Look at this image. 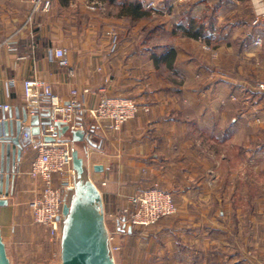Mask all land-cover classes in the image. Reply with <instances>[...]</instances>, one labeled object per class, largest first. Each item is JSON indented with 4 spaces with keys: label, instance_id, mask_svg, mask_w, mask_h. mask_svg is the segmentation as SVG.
Returning a JSON list of instances; mask_svg holds the SVG:
<instances>
[{
    "label": "crops",
    "instance_id": "crops-1",
    "mask_svg": "<svg viewBox=\"0 0 264 264\" xmlns=\"http://www.w3.org/2000/svg\"><path fill=\"white\" fill-rule=\"evenodd\" d=\"M31 1L0 0V38L17 47L16 52L0 47V121L21 120L25 83L39 95L33 120L39 124L51 105L76 99L86 111L80 122L89 137L73 142L66 131L59 139L84 160L117 238L122 235L126 242L132 233L122 213L130 208V198L158 187L172 195L177 211L149 228L150 264H264V94L255 88L264 71V46L251 44L253 17L247 24H228L225 18L235 12L216 10L214 28L221 27L226 40L211 45L217 56L210 59L202 50L208 45L204 41L171 35L185 9L177 7L180 0H141L162 6L154 7L162 16L154 24L163 26L176 52L171 68L157 69L151 45L136 40L147 20L129 25L113 10L89 11L91 0H50L48 11H35L32 27H22ZM193 9V17L206 10L196 16ZM263 10L257 6L252 14ZM109 29L117 32L118 41L106 36ZM105 96L128 97L138 106L117 132L87 114ZM29 121L28 113L21 127ZM36 156L25 141L8 195L2 196V240L11 239L17 216L29 211L28 203L39 195L40 181L31 172ZM5 186L3 180L2 191ZM71 194L63 193V204ZM257 221L263 223L260 230Z\"/></svg>",
    "mask_w": 264,
    "mask_h": 264
},
{
    "label": "built area",
    "instance_id": "built-area-1",
    "mask_svg": "<svg viewBox=\"0 0 264 264\" xmlns=\"http://www.w3.org/2000/svg\"><path fill=\"white\" fill-rule=\"evenodd\" d=\"M32 10L25 17L22 27L33 25L34 13L41 8L42 11H48L50 8V0L31 1ZM263 9H264V3ZM146 9L154 8L153 2L145 4ZM89 11L105 10L101 0H91L87 3ZM264 20V10L254 15L252 24H258ZM106 36L110 41H115L116 32L114 29L106 31ZM251 44L254 47L261 48L264 46V32L253 33ZM0 47L10 52H16L15 43L9 39L0 38ZM203 49L210 51L208 45H203ZM210 52H213L212 50ZM215 57V53H212ZM61 64L67 66L65 60ZM8 85L13 87L12 80L8 81ZM255 88L264 94V71L260 80L255 84ZM48 95V91L45 90ZM24 95L26 105L24 110L29 113V117L36 115L39 106V95L31 90L28 83H25ZM138 110L136 102L128 97L105 96L100 98L95 108L87 111L92 118L102 121L107 128L113 132H117L131 118L134 117ZM144 111H148L147 107H143ZM86 111L82 109L81 103L76 99L66 104H53L47 110V124L39 125V132L35 140L32 141V135H29V143L37 150V156L31 164V172L37 176L41 187L39 195L36 199L28 203L30 216L33 223L37 225L47 226L52 230L58 228V221L62 216L63 193L73 188L75 172L71 166V149L67 141L59 139V127L56 125H66L69 130H81L85 133V127L80 122L81 117ZM31 128L30 124L27 126ZM26 136V134L24 133ZM45 137H50L52 141H45ZM58 177V183L54 177ZM57 180V179H56ZM177 207L173 201L172 195L158 187L139 190L130 198V208L124 209L123 214L127 215L126 223L128 227H148L154 225L159 219L175 214ZM126 233V231H125Z\"/></svg>",
    "mask_w": 264,
    "mask_h": 264
},
{
    "label": "water",
    "instance_id": "water-1",
    "mask_svg": "<svg viewBox=\"0 0 264 264\" xmlns=\"http://www.w3.org/2000/svg\"><path fill=\"white\" fill-rule=\"evenodd\" d=\"M36 118V115L30 117L31 128L21 127V122L27 119L25 110L21 120L17 117L14 123L5 118L0 121V206L6 204L2 196L8 195L9 179L15 171V162L20 158L23 144L25 141L29 143V135L38 134L39 125L48 123L45 121L39 124L33 121ZM35 125L38 127L33 129L32 126ZM56 125L59 127L58 135L68 131L73 142L81 141L85 136L81 130H69L66 125L60 123ZM44 140L53 139L45 137ZM71 166L75 177L70 199L62 206L59 264H114L104 222L101 194L87 177L85 162L75 149L71 151ZM99 169L100 166L94 167V170ZM3 180L6 186L2 191ZM128 230L131 228L128 227ZM0 264H9L1 232Z\"/></svg>",
    "mask_w": 264,
    "mask_h": 264
},
{
    "label": "rangeland",
    "instance_id": "rangeland-1",
    "mask_svg": "<svg viewBox=\"0 0 264 264\" xmlns=\"http://www.w3.org/2000/svg\"><path fill=\"white\" fill-rule=\"evenodd\" d=\"M146 1V0H143ZM198 0H180V3H183L179 5L177 2V7L179 8H186L190 6V4L196 3ZM215 0L208 1L209 6L206 5H193L194 6V14L196 16L201 15V11L207 9L210 7ZM264 3V0L258 1V0H226L225 5H223V10H232L235 12V15L228 14L227 16V23L233 24V23H239L241 24H247V21H252L250 19V16L253 17V9L257 6L261 7V5ZM145 3H143V7L145 8ZM185 4V5H184ZM160 6V4L154 3V7ZM105 8V5H104ZM146 9V8H145ZM154 9V8H152ZM203 9V10H202ZM106 10V9H105ZM104 10V11H105ZM102 11V12H104ZM180 11V10H179ZM98 12L99 11H93ZM101 12V13H102ZM201 12V13H200ZM176 14V12H173V15ZM172 14H167L169 18L173 16ZM255 15V14H254ZM160 14L155 13L154 16H152L150 19H147L148 23H146V27L151 26L150 22L158 23L160 20ZM213 20V19H212ZM264 20L261 21L258 24L253 25L254 31L259 32L263 31V24ZM259 25V26H258ZM143 26V27H144ZM116 32V31H115ZM117 32L115 41L117 40ZM166 36V35H165ZM137 41H141L142 38V29L141 32L136 36ZM118 41V40H117ZM168 41V40H167ZM209 46V45H208ZM211 50L215 53L217 56V52L212 46H209ZM203 52L207 53L210 57V59H214L215 57L212 56L213 52L206 51L203 49ZM255 193H258V190H254ZM177 207V206H176ZM29 210V208H28ZM105 225L107 228L110 248H111V254L114 258V264H144V261L146 260V264H150V257H149V228L154 226H148V227H131V236L128 237L126 242L124 241V237L121 235L119 238L113 234V224L108 219L104 218ZM258 229L263 225V223L257 221L254 223ZM260 230V229H259ZM140 234L146 235V240L140 238ZM59 230H52L48 227H43L41 225H37L33 223L30 211H27L25 209H22L20 214L16 218V222L14 224V230L11 234V239L5 238L3 241L5 245V250L7 257L9 259V264H59L60 263V257H59ZM123 235H126L125 231ZM127 237V236H126ZM121 238V239H120ZM138 239L139 241H135ZM8 240V241H7ZM142 240V241H141ZM124 249V251H123ZM148 251V252H147ZM243 257V255L238 256V259ZM254 257H257L254 255ZM153 258V257H152Z\"/></svg>",
    "mask_w": 264,
    "mask_h": 264
},
{
    "label": "trees",
    "instance_id": "trees-1",
    "mask_svg": "<svg viewBox=\"0 0 264 264\" xmlns=\"http://www.w3.org/2000/svg\"><path fill=\"white\" fill-rule=\"evenodd\" d=\"M61 2L65 0H60ZM108 11H115L119 17L128 20L129 25L139 20L150 19L154 9H145L141 0H101ZM226 0H215L200 17L190 15L188 6L180 11L179 23L171 31L173 37H184L192 40L204 41L208 45H214L215 41H225L226 38L222 28H214V12L225 5ZM209 6V3H206ZM213 19V20H212ZM166 30L160 24H152L149 27H142L141 41L148 42L150 46V58L158 69L160 65L171 68L176 52L166 41ZM45 116V115H42ZM88 138V134H86Z\"/></svg>",
    "mask_w": 264,
    "mask_h": 264
}]
</instances>
